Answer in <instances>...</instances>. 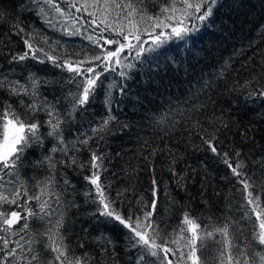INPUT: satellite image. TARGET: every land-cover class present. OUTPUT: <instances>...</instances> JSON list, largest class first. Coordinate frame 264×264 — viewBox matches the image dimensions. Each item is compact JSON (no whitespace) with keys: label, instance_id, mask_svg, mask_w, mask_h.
I'll return each instance as SVG.
<instances>
[{"label":"snow or ice","instance_id":"6c2138e0","mask_svg":"<svg viewBox=\"0 0 264 264\" xmlns=\"http://www.w3.org/2000/svg\"><path fill=\"white\" fill-rule=\"evenodd\" d=\"M218 4L219 0H24L19 5L21 12H33L49 30L79 37L80 42L52 39L33 25L26 28L19 15L5 33L21 36L26 48L22 53L11 54L9 65L32 59L50 63L69 75L50 81L36 72H27L21 80L13 75L14 67L0 71V92L18 98V107L10 99L0 98V264H117L118 241L102 227L91 237L97 242L98 257L87 250L77 253L66 242L61 229L67 210L78 207L75 197L79 192L65 168L79 169L82 174L89 170L83 175L85 201L95 205L89 215L99 225L117 222L126 230L125 250L132 253L128 257L130 264H264V180L258 182L253 179L255 173L244 171L245 157L240 149L234 150V157L221 149L219 134L229 128L222 113L207 118L209 127L203 123L202 110L207 105L200 101V94L210 91L214 80L225 78L229 61L185 99L173 98L166 102L167 107L162 104L159 110L145 113L144 123L138 128L142 131L145 126L151 127L154 133L161 132L159 138L163 139L181 130L177 115L185 117V123L193 121L191 126L203 142L195 147L220 157L237 177L236 183L242 185L235 192L230 190L223 220L209 217L208 223H202V218L193 216L185 206L181 219L173 226L158 210L159 183L155 177L148 189V200L144 193L137 195L134 186L113 188L111 181L101 180V173L107 171L105 162H111L109 138L133 128L132 121L121 120L116 114L123 111L130 95L133 72L139 71L143 78L144 66L152 68L153 61L164 54L170 43L194 44L196 35L211 23ZM9 15L0 8V22ZM256 56L258 67L264 72V49H257L248 62ZM48 86H53L51 98L41 91ZM56 87L59 94L55 93ZM100 89L104 91L105 114L89 119L87 127H75L77 113L83 116L88 111L87 106ZM256 97L264 103V88L249 91L245 102H255ZM135 99L138 101L139 97ZM41 113L45 119H40ZM250 131L251 126L241 130V136L255 142ZM139 139L143 140L146 160L164 150L159 145L153 147L150 137ZM48 140L52 143L45 151ZM34 147L40 149L41 155L27 166H46L47 171L42 179L34 174L32 183L23 168L26 153ZM164 147L168 148L167 143ZM84 149L89 152L88 157L81 155ZM175 163L173 159L172 164ZM252 163L264 168V158ZM169 170L178 180L185 178L172 165ZM166 196L170 204L176 203L168 193ZM134 204L140 205L139 210ZM167 214L165 210L164 215ZM35 220L44 227L35 228ZM169 227L171 231L166 230ZM82 231L85 235L89 232ZM79 247L85 248L83 241Z\"/></svg>","mask_w":264,"mask_h":264},{"label":"trees","instance_id":"16d2710c","mask_svg":"<svg viewBox=\"0 0 264 264\" xmlns=\"http://www.w3.org/2000/svg\"><path fill=\"white\" fill-rule=\"evenodd\" d=\"M23 2L24 0H0V8L10 14L8 18L0 22V71H7L14 67L13 75L21 80L26 77L27 72H36L50 81L59 80L61 75H69L66 71L61 73L50 63L41 64L32 59L21 62L19 65H9L8 60L11 54L26 50L21 36L5 35L17 15L22 17L26 28L28 25H33L45 31L52 39L80 42L79 37H66L58 31L49 30L33 12H21L19 5ZM262 26H264V0H219L211 23L206 24L196 35L194 44L181 46L179 42L170 43L166 46L164 54L153 61L152 68L144 66L143 78L139 71H134V79L129 82L130 95L124 101L123 111L116 113L121 120L132 121L133 128L130 132L126 131L124 135L116 134L109 138L107 151L111 162H105L107 171L101 173V180L104 183L111 181L113 188L134 186L137 195L144 193V198L148 200L151 198V192L148 189L152 187V179L155 177L159 183L158 210L173 226L181 219L185 206L191 210L193 216L201 217L202 223H208L209 217L223 220V214L227 211L225 201L230 190L235 192L242 185L236 183L237 177L220 157L213 155L210 150H198L195 147L203 142L196 135L197 129L191 126L193 121L185 123V117L177 115L175 119L180 121L181 130L174 132L171 136H164L163 139L159 138L162 133L159 131L154 133L151 127L145 126L142 131H138V128L144 123L142 117L145 113L159 110L162 104L167 107L166 102L173 98L185 99L190 92L197 90L196 86H202L204 80L212 78L214 73L225 66V61H229V64L225 66V78L214 80L212 89L200 94V101L207 105V108L202 110L203 123L205 127H209L207 118L212 117L213 113L216 115L222 113L223 118L229 123V128L219 134L220 140L223 141L220 144L221 149L228 151L233 157L234 150L240 149L242 156L245 157L244 171L249 175L255 173L253 179L258 182L264 180V168H261L259 163H252L254 159L264 158V103L258 97L254 98L255 102L253 99L245 102V95L249 91L264 88V72L258 67L259 56L248 62V57L253 56L257 49H264ZM250 45L252 46L249 47ZM25 65L27 67H24ZM248 81L250 83L246 84ZM41 91L51 98L53 86L42 88ZM59 92V87H56L55 93L59 94ZM137 96L138 101L135 99ZM0 98L10 99L18 107L17 97H7L5 93L0 92ZM87 107L88 111L83 116L77 113L78 123L75 127H79L80 124L87 127L89 119H99L105 114L103 89L98 90L96 99ZM40 119H45L43 113L40 114ZM250 126L251 131L248 134L255 137V142L246 141L241 136V130H247ZM184 128H187V131H184ZM67 135L71 136L70 133ZM140 137L152 138V146L159 145L164 150L148 160L144 159L146 153L141 147L143 140L139 139ZM51 143V140L47 141L45 151ZM166 143L168 148L164 147ZM150 151L151 149H148L149 153ZM40 155V149L34 147L29 149L25 156L26 166L23 168V173L32 183H35L32 180L34 174L42 179L47 171L46 166L44 169L27 166ZM81 155L88 157L89 152L84 149ZM173 159L176 160L175 164H172ZM232 162L234 164L235 159ZM169 165H172L176 172L185 178L178 180V177L169 170ZM58 167L61 166L58 165ZM64 172L79 192L75 197L78 207L67 210L64 227L61 229L66 236V242L73 246L77 253L87 250L98 257L97 242L91 237L98 234V229L102 227L114 240L118 241L115 257L117 264H130L128 257L132 253L125 250L126 230L117 222L99 225L95 222L96 218L89 215L95 208V205L85 201L83 195L86 186L83 175L88 174L89 170L85 169L82 174L79 169L73 171L65 168ZM62 182L61 180L60 183ZM87 187L92 186L87 185ZM166 193L176 200L175 204H170ZM236 196L239 198V193ZM32 203L35 204V202ZM134 206L139 210L140 205L134 204ZM165 210L168 212L167 215H164ZM236 215L239 216L240 213ZM255 219L253 215L252 220L255 221ZM32 223L35 228L44 227L39 220ZM83 229L89 230L87 235L82 231ZM166 230L171 231V227ZM80 241H83L85 248L79 247ZM46 254L50 255V253ZM215 264L219 262L215 261Z\"/></svg>","mask_w":264,"mask_h":264}]
</instances>
